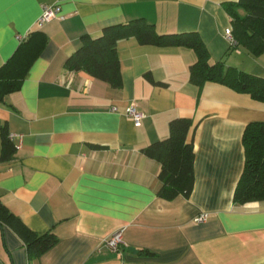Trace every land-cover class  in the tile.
Wrapping results in <instances>:
<instances>
[{
  "label": "crops",
  "instance_id": "obj_1",
  "mask_svg": "<svg viewBox=\"0 0 264 264\" xmlns=\"http://www.w3.org/2000/svg\"><path fill=\"white\" fill-rule=\"evenodd\" d=\"M236 1L0 0V67L28 31L46 37L20 87L0 101V136L4 128L14 146L11 158L0 159V203L57 238L28 260L22 240L0 225L1 264L264 262V200L233 201L245 165L242 135L264 121V102L220 83H192L189 46L120 39V88L64 67L82 35L143 18L158 34L196 32L210 63L264 77V54L231 50L224 36L232 27L225 4ZM54 2L59 17L38 27L42 6ZM132 104L138 123L124 113ZM180 117L191 120L193 188L167 200L157 195L160 163L141 149L167 138L169 122ZM118 230L124 243L112 251L105 240Z\"/></svg>",
  "mask_w": 264,
  "mask_h": 264
},
{
  "label": "trees",
  "instance_id": "obj_2",
  "mask_svg": "<svg viewBox=\"0 0 264 264\" xmlns=\"http://www.w3.org/2000/svg\"><path fill=\"white\" fill-rule=\"evenodd\" d=\"M225 7L231 17L235 40V44L229 45V48L233 50L239 45L255 56L264 54V0H237L226 3ZM239 8L243 14L238 12ZM129 37H135L140 44L189 46L196 54V61L189 69L192 83L199 87L205 82L220 83L264 102V77L225 65L222 61L210 63L209 53L196 32L158 34L153 25L143 18L108 25L95 37L82 35L80 46L68 56L64 67L73 71L84 70L111 87L120 88L122 79L116 46L120 39ZM45 42V35L37 30H30L21 38L13 55L0 67L1 102L6 94L20 87L30 64ZM190 126L189 118H174L169 122L167 138L156 140L141 149L145 156L160 163L158 179L161 184L157 195L161 198L188 197L192 191L195 154L193 143L187 140ZM0 137V159L6 160L13 156L14 146L4 128ZM242 143L245 165L235 187L233 201L238 204L263 201L264 121L247 124ZM0 225L9 227L22 240L28 260L38 258L57 241L51 232L38 233L27 227L1 203ZM144 252L151 253L147 250Z\"/></svg>",
  "mask_w": 264,
  "mask_h": 264
},
{
  "label": "built area",
  "instance_id": "obj_3",
  "mask_svg": "<svg viewBox=\"0 0 264 264\" xmlns=\"http://www.w3.org/2000/svg\"><path fill=\"white\" fill-rule=\"evenodd\" d=\"M59 12H60V6L57 3H47L42 6V11L37 19L36 25L38 27H41L44 23L48 22L51 19L59 17ZM224 36L226 39L229 41L230 45L235 44V40L232 36V30L231 28L225 30ZM114 109V108H112ZM124 113L126 116L131 118L135 123H138L142 117L141 112H139L135 105L132 104L128 107L125 108ZM11 137V135H9ZM206 215L205 213L200 214L196 220L197 221H203L205 220ZM124 239L122 235V231L118 230L108 236L105 240V244L108 248H110L112 251H118L119 248L123 245Z\"/></svg>",
  "mask_w": 264,
  "mask_h": 264
}]
</instances>
